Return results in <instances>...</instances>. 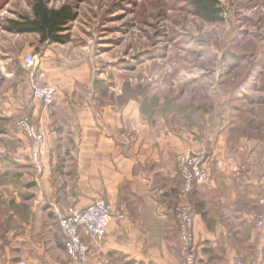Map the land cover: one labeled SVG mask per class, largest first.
Instances as JSON below:
<instances>
[{
  "label": "crops",
  "instance_id": "0c3cea01",
  "mask_svg": "<svg viewBox=\"0 0 264 264\" xmlns=\"http://www.w3.org/2000/svg\"><path fill=\"white\" fill-rule=\"evenodd\" d=\"M108 102L101 94L61 95L41 107V141L26 136L0 164V264L66 261L56 216L109 201L114 217L87 264H180L173 208L181 199L179 152L203 141L212 154L206 180L192 194L197 264H264V146L244 132L198 137L175 132L137 101ZM232 139V140H233ZM10 156V154H9ZM60 232V247L55 230Z\"/></svg>",
  "mask_w": 264,
  "mask_h": 264
},
{
  "label": "rangeland",
  "instance_id": "374dc122",
  "mask_svg": "<svg viewBox=\"0 0 264 264\" xmlns=\"http://www.w3.org/2000/svg\"><path fill=\"white\" fill-rule=\"evenodd\" d=\"M37 1L0 0V164L26 136L18 120L38 128L46 106L33 90L45 83L56 97L115 102L120 94L175 132L226 131L235 141L238 129L264 146V0H216L217 21L196 15L187 0H40L70 9L59 42L7 29L8 20L33 18Z\"/></svg>",
  "mask_w": 264,
  "mask_h": 264
},
{
  "label": "built area",
  "instance_id": "2783aa9c",
  "mask_svg": "<svg viewBox=\"0 0 264 264\" xmlns=\"http://www.w3.org/2000/svg\"><path fill=\"white\" fill-rule=\"evenodd\" d=\"M34 60V56L28 55L27 65L30 66ZM56 92L55 86L45 83L35 86L33 95L44 106H49L55 103ZM17 129L37 141L43 139L42 132L27 117L18 120ZM211 156L209 147L202 141L194 150L179 152L176 158V169L182 185L179 191L181 201L174 206L173 212L176 215L178 242L183 257L180 264H197L193 228L196 213H194L190 196L195 183L208 178L209 171L206 165ZM259 203L264 205V196L259 199ZM114 217L123 220L125 215L114 213L110 202L104 198L94 199L93 203L85 208L71 209L58 214L56 218L63 235L62 247L67 259L66 261L51 260L42 264H87L92 254V247L84 237L87 236L92 241L102 239L107 233L108 223ZM253 225L256 228L264 227V212L256 214ZM17 264L28 263L22 259ZM236 264H242V260L238 257Z\"/></svg>",
  "mask_w": 264,
  "mask_h": 264
},
{
  "label": "trees",
  "instance_id": "16d2710c",
  "mask_svg": "<svg viewBox=\"0 0 264 264\" xmlns=\"http://www.w3.org/2000/svg\"><path fill=\"white\" fill-rule=\"evenodd\" d=\"M193 12L207 21H217L221 12L216 0H187ZM33 18L24 20H8L7 29L11 32L29 33L35 32L40 35V40L59 42L65 38L61 34L65 25L71 17L70 9L67 5H62L57 9L48 7L44 1H37L33 7Z\"/></svg>",
  "mask_w": 264,
  "mask_h": 264
}]
</instances>
